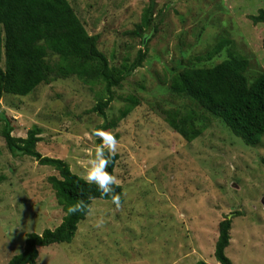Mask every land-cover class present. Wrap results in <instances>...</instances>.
<instances>
[{"label": "rangeland", "instance_id": "374dc122", "mask_svg": "<svg viewBox=\"0 0 264 264\" xmlns=\"http://www.w3.org/2000/svg\"><path fill=\"white\" fill-rule=\"evenodd\" d=\"M97 48L118 68L146 50L142 66L112 88L105 110L118 140L114 170L123 202L95 199L78 224L71 243L38 248L36 264H219L215 257L218 225L231 219L225 255L232 264H264V136L247 146L219 119L197 113L207 123L192 142L165 121L164 110L188 108L169 82L186 67L214 66L228 58L249 61L253 81L264 70V25L250 16L264 0H156L157 31L143 39L133 33L149 0H68ZM0 37L3 29L0 26ZM231 43L209 56L221 41ZM3 51V50H2ZM56 58L53 57L52 60ZM0 67H4L1 58ZM106 98L104 86L85 85L76 77H51L31 94L0 96V113L25 138L42 130L36 150L62 159L85 179L105 120L95 113ZM137 103L120 118L122 109ZM0 264L22 253L27 234L41 235L64 217L48 178L57 172L33 158L13 156L1 136ZM86 180V179H85ZM103 218V227L97 221Z\"/></svg>", "mask_w": 264, "mask_h": 264}, {"label": "trees", "instance_id": "16d2710c", "mask_svg": "<svg viewBox=\"0 0 264 264\" xmlns=\"http://www.w3.org/2000/svg\"><path fill=\"white\" fill-rule=\"evenodd\" d=\"M156 0H149L141 21L133 33L143 39L147 33L156 32L154 10ZM254 24L264 25V10L250 16ZM0 26L4 37H0V96L2 94L25 97L39 85L48 83L51 77H76L85 85H103L106 98L99 101L95 113L105 122L99 130L115 128L108 123L105 110L113 101L112 88L142 66L146 50H139L134 60L120 67H110L108 59L97 48V37L87 33L68 0H0ZM229 40H221L209 56L217 55L228 46ZM264 47V39H263ZM3 50V51H2ZM55 57V60L52 58ZM249 61L232 54L220 63L204 68L186 67L173 75L169 82L171 93L187 101L188 108H171L163 111L165 121L185 141L192 142L207 128L197 110L214 119L221 120L245 145H260L264 136V70L253 80L246 77ZM120 118L127 117L137 103L128 100ZM4 126L1 136L13 156L33 158L39 165L48 166L57 172L48 182L55 192L64 217L58 227L46 229L41 235L27 234L22 253L12 257L8 264H36L38 248L53 244L71 243L78 224L90 213L91 202L101 199L111 202V195L104 196L94 184L73 173L67 162L58 158L42 156L36 146L42 130L33 126L25 138L12 135L13 126L4 113H0ZM117 138V137H116ZM97 141V146L101 144ZM118 155L108 171L114 175ZM115 194L121 197L122 188L113 185ZM83 201V211L68 214V208ZM231 219L226 217L218 225V238L214 257L219 264H232L225 255L230 242ZM195 264H208L204 261Z\"/></svg>", "mask_w": 264, "mask_h": 264}, {"label": "clouds", "instance_id": "9594fccd", "mask_svg": "<svg viewBox=\"0 0 264 264\" xmlns=\"http://www.w3.org/2000/svg\"><path fill=\"white\" fill-rule=\"evenodd\" d=\"M97 135L101 138V144L97 146L93 158L89 161V167L86 172V181L94 184L104 195H111V203L117 208L121 205V197L115 194L113 185L117 184V177L108 171L109 166L113 163V157L118 150L117 138L108 131H99ZM86 205L83 201L72 205L68 208V214L83 211ZM105 221L100 218L97 221V227H103Z\"/></svg>", "mask_w": 264, "mask_h": 264}, {"label": "crops", "instance_id": "0c3cea01", "mask_svg": "<svg viewBox=\"0 0 264 264\" xmlns=\"http://www.w3.org/2000/svg\"><path fill=\"white\" fill-rule=\"evenodd\" d=\"M88 215H89V214H88ZM88 215H87V216H88Z\"/></svg>", "mask_w": 264, "mask_h": 264}]
</instances>
